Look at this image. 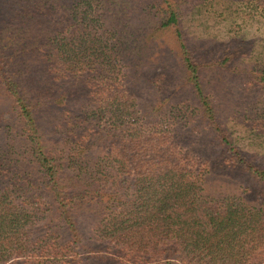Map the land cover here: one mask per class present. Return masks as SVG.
Listing matches in <instances>:
<instances>
[{
	"label": "trees",
	"instance_id": "16d2710c",
	"mask_svg": "<svg viewBox=\"0 0 264 264\" xmlns=\"http://www.w3.org/2000/svg\"><path fill=\"white\" fill-rule=\"evenodd\" d=\"M32 1L40 5L44 0H26V10ZM160 1L165 9L161 8L155 27L174 29L197 119L209 129L226 167L244 176L248 185L237 184L224 193L205 188V181L218 174L211 175L205 162H196L181 150L166 120L144 121L118 81L122 26L116 22L113 0H71L65 16L64 6L57 9L58 15L50 16L45 32L50 75L91 73L95 78L84 81L86 88L94 89L95 107L89 116H79L74 131L61 134L73 132L71 138L45 141L37 119L41 112L67 108L80 82L64 81L57 91L50 84L55 98L45 103L49 89L39 88L36 93L26 88L25 95L18 71L9 74L7 66L0 67V86L11 100L30 164L25 171L17 162L0 163V177L6 180L0 189V264L16 257L35 263L43 250L39 243H55L47 229L44 237L33 235L41 208L50 210L66 227L69 243L79 240L76 217L88 213L95 238L116 243L132 262L264 264V155H247L237 138L223 129L199 80L203 65L177 28L176 2ZM239 4L246 8L245 14L264 16V0H239ZM229 60L223 52L216 64L225 68ZM259 74L254 82L264 85V71ZM257 115L262 116L257 125L260 132L264 100ZM89 118L92 124L87 123ZM54 132L59 130L50 133ZM101 145L107 148L102 157L85 160L87 150Z\"/></svg>",
	"mask_w": 264,
	"mask_h": 264
},
{
	"label": "rangeland",
	"instance_id": "374dc122",
	"mask_svg": "<svg viewBox=\"0 0 264 264\" xmlns=\"http://www.w3.org/2000/svg\"><path fill=\"white\" fill-rule=\"evenodd\" d=\"M169 1L176 2L180 14L177 28L195 60L203 65L199 80L204 83L223 129L233 139L237 138L247 155H264V126L257 132L262 117L259 118L257 112L264 100V85L254 82L262 76L259 72L264 71L263 14H245L246 8L239 0ZM70 4L71 0H44L40 5L32 1L26 10V0H0V67L7 66L9 74L18 71L17 80L21 82L24 94L26 88L37 93L39 88L45 87L51 91L44 97L47 103L55 98L64 81L80 82L75 86V97L67 103V108L48 110L38 116L45 141L47 137L58 142L67 136L71 138L73 132L61 134L66 130L74 131L79 116H89L96 104L94 89L86 88L84 83L95 81L91 73L55 78L47 70L50 62L45 58V44L49 36L45 32L51 25L50 16L58 15L57 9L63 6L61 14L65 16V8ZM161 8L165 9V5L160 0H113L116 22L122 26L118 31L122 42L118 81L134 99L144 121L166 120L172 138L177 139L181 150L196 162H205L211 175L218 174L215 179L209 175L204 183L207 190L224 193L233 190L237 184L248 185L244 176L226 167L209 129L197 119L193 96L179 61L174 29L155 27ZM223 52L230 57L227 69L216 64ZM50 84L55 85L56 91L52 92ZM87 123L93 122L89 118ZM54 128L59 132L50 133ZM106 152L103 145L91 147L86 151L85 160L94 161ZM0 154H4L1 164L17 162L25 171L30 167L24 135L19 130L11 100L1 86ZM225 175H228L226 179ZM4 186L6 180L0 177V189ZM43 192L39 190L40 194ZM41 211L33 235L44 237L43 231L47 229L55 243H39V249L43 250L38 253L35 263H28L26 257H16L2 264H162L140 262L139 259L132 262L116 243L97 240L93 219L88 213L76 217L75 236L79 240L69 243L66 227L50 210L41 208ZM180 263L172 261V264Z\"/></svg>",
	"mask_w": 264,
	"mask_h": 264
}]
</instances>
